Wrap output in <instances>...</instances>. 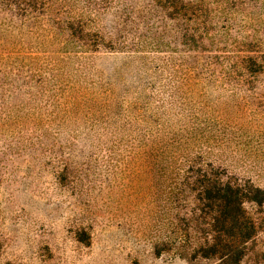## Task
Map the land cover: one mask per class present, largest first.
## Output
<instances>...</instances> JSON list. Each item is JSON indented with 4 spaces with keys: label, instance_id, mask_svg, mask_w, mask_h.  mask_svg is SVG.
I'll return each instance as SVG.
<instances>
[{
    "label": "rangeland",
    "instance_id": "rangeland-1",
    "mask_svg": "<svg viewBox=\"0 0 264 264\" xmlns=\"http://www.w3.org/2000/svg\"><path fill=\"white\" fill-rule=\"evenodd\" d=\"M174 5L0 0V264H221L153 249L204 178L264 193V0Z\"/></svg>",
    "mask_w": 264,
    "mask_h": 264
},
{
    "label": "trees",
    "instance_id": "trees-1",
    "mask_svg": "<svg viewBox=\"0 0 264 264\" xmlns=\"http://www.w3.org/2000/svg\"><path fill=\"white\" fill-rule=\"evenodd\" d=\"M159 1L170 7L176 6L175 0ZM200 183L191 198L195 216L188 230L179 235L180 243L172 247V236L176 232H171L161 243L164 249L156 246L154 255L175 250L178 258L187 262L205 259L217 260L221 264H239L245 245L255 236L259 223L246 206L261 205L264 193L251 186L242 187L218 178H204ZM188 241H191L189 245Z\"/></svg>",
    "mask_w": 264,
    "mask_h": 264
}]
</instances>
